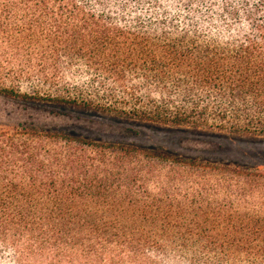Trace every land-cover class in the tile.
I'll use <instances>...</instances> for the list:
<instances>
[{"label": "trees", "instance_id": "16d2710c", "mask_svg": "<svg viewBox=\"0 0 264 264\" xmlns=\"http://www.w3.org/2000/svg\"><path fill=\"white\" fill-rule=\"evenodd\" d=\"M0 97L264 137V0H0ZM0 264H264V169L0 122Z\"/></svg>", "mask_w": 264, "mask_h": 264}, {"label": "rangeland", "instance_id": "374dc122", "mask_svg": "<svg viewBox=\"0 0 264 264\" xmlns=\"http://www.w3.org/2000/svg\"><path fill=\"white\" fill-rule=\"evenodd\" d=\"M73 84L80 78H72ZM53 112H52V111ZM34 121L52 129L117 143H135L184 158L264 169V137L206 128L165 126L86 108L32 105L0 97V122Z\"/></svg>", "mask_w": 264, "mask_h": 264}]
</instances>
